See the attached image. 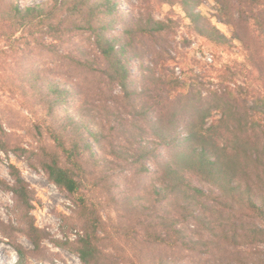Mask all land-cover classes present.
<instances>
[{"label": "trees", "instance_id": "obj_1", "mask_svg": "<svg viewBox=\"0 0 264 264\" xmlns=\"http://www.w3.org/2000/svg\"><path fill=\"white\" fill-rule=\"evenodd\" d=\"M160 1L179 2L188 30L223 51L239 41L245 84L232 86L220 76L215 83L172 54L164 60L182 64L180 74L158 72V60L144 61L157 51L145 39L163 45L172 26L152 16L120 18L118 0H0V89L33 117L49 178L82 209L77 253L84 264L99 261L106 239L132 236L124 245L138 264H264V0H215L212 16L195 9L200 0ZM213 17L231 28L230 36ZM116 24L121 30L113 33ZM73 31L88 32L98 52L99 66L89 58L85 65H96L106 83L119 88L106 99L119 106L106 111L110 128L124 137L131 132L132 144H108V130L92 128L96 114L82 90L32 60L30 42L39 35L58 44ZM228 70L234 79L237 72ZM75 93L82 103L76 111ZM0 148L7 149L1 142ZM114 157L121 165L110 176ZM9 168L13 185L1 178L0 185L31 207L27 181L15 164ZM101 188L117 207L115 220L102 213ZM39 232L35 224L26 232L36 247Z\"/></svg>", "mask_w": 264, "mask_h": 264}, {"label": "rangeland", "instance_id": "obj_2", "mask_svg": "<svg viewBox=\"0 0 264 264\" xmlns=\"http://www.w3.org/2000/svg\"><path fill=\"white\" fill-rule=\"evenodd\" d=\"M40 1L21 0L23 3ZM45 1L52 2V0ZM215 4V0H200L195 5V9L212 16ZM116 14L127 20H134L137 17L143 22L152 16L165 20L172 26L164 33L163 45L145 39L150 45L156 44L157 51L152 55L146 54L144 61L151 64V60L154 62L158 60L156 66L158 72L169 74L175 68V72L180 74L182 64L175 66L174 63L164 60L172 54L185 61L186 68L192 67L196 72L212 75L215 83L219 82L220 76L225 83L232 86L235 83L245 84L248 65L245 69L239 64L240 62L247 64L240 42L235 41V47L231 51H223L206 39L191 33L185 25L189 23V19L179 2L169 4L160 0H118ZM182 18L185 21L183 24L180 23ZM212 20L223 32L231 35V28L228 25L219 22L215 17ZM177 21L180 26H176ZM120 30L121 26L116 24L112 31L115 33ZM39 36V40L30 42L33 47L32 60L50 70L53 77L64 79L73 87L82 90L87 105L93 108L96 114L92 128L95 130L97 126H103L105 131L108 130V144L122 141L132 144L134 138L131 132L124 137L110 128L112 125L106 107L116 108L119 102L106 99L112 96V89L119 93V88L106 83L98 71L100 60L90 34L85 31H73L67 35L65 41L58 44H53L51 38L42 34ZM88 58L96 60L97 66L87 67L85 61ZM137 66L136 60L133 64L136 76L139 75ZM229 66L237 72L234 79L228 70ZM73 97L72 109L76 111L82 107V103L78 94L75 93ZM33 121V117L15 98L0 89V142L7 148L6 150L0 148V178L5 180L6 184L13 185L14 179L10 174L9 164H15L30 187L32 203V206L28 207L17 199L10 188L0 185V264L16 262L21 264L20 252L24 254L26 264H84L77 253L78 240L84 226L82 209L74 196L49 178L43 166L44 141H41L37 135ZM128 126L133 131L137 129L132 126L131 121H128ZM114 159V163L107 164V172L110 176H113L121 165V159L115 157ZM131 180L142 192L140 182L134 177H131ZM120 185L124 187L121 180ZM101 190L98 189L96 195L103 202L102 213L106 219L115 220L119 215L117 207L110 203L106 189L101 188ZM31 224H35L41 230L38 236L39 247H36L26 234ZM132 238L133 236L119 240L114 237L106 239L101 246L103 253L95 264H138L131 246L124 245L127 240L134 242ZM174 252L168 250L166 254L174 257Z\"/></svg>", "mask_w": 264, "mask_h": 264}]
</instances>
